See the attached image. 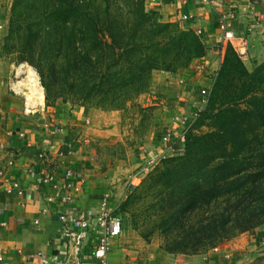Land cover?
<instances>
[{
  "label": "trees",
  "instance_id": "trees-1",
  "mask_svg": "<svg viewBox=\"0 0 264 264\" xmlns=\"http://www.w3.org/2000/svg\"><path fill=\"white\" fill-rule=\"evenodd\" d=\"M20 1L11 9L5 44L15 45L21 33V50L27 55L34 51V36L45 31L47 41L41 45L50 46L55 55L49 63L60 60L57 47L79 46L75 54H65L66 63L79 71L82 97L96 98L103 107H122L149 87L154 71L186 67L207 53L194 30L160 21L145 0H33V11L41 17L27 21ZM34 25L37 32L31 30ZM226 48L209 95L213 130L191 136L183 155L162 172L177 175L176 185H184L190 207L186 213L194 221L192 181L205 185V224L189 230L205 232V237L192 244L194 250L264 224V77L259 82L264 65L250 73L233 46ZM204 137L210 139L201 154ZM242 200L249 202L243 208L229 205Z\"/></svg>",
  "mask_w": 264,
  "mask_h": 264
},
{
  "label": "rangeland",
  "instance_id": "rangeland-1",
  "mask_svg": "<svg viewBox=\"0 0 264 264\" xmlns=\"http://www.w3.org/2000/svg\"><path fill=\"white\" fill-rule=\"evenodd\" d=\"M14 3L15 0H0V7L9 18ZM32 5L33 0L20 1L19 7L25 21L41 17L37 12L34 13ZM6 28L1 40L0 78L3 77V72L7 77L10 75L9 87L20 79L15 77L17 68L26 63L38 74L45 106L52 107L57 102H68L90 108L89 121L92 126L87 135L82 137L83 151L89 155V162L96 166L98 173L109 180L113 191L121 193V199L113 212L121 219L120 236H123L129 248L138 251V254L153 250L182 258L201 255L202 263H205L204 256L207 251H218L221 245L245 233L247 236L259 238V241H254L245 250L230 254L226 264H264V236L258 234L262 225L239 232L221 242L217 241L213 247L194 250L192 244L205 237V232L189 233L192 227L205 224V185L196 183V180L192 181L193 193L190 195L195 198L193 207L197 210V220L194 221L190 213H186L190 207L189 194L184 185L182 182L176 185L177 175L175 177L162 173L174 158L183 155L187 143L192 140L191 136H203L213 130L215 123L208 117L209 95L216 83L224 55L215 67L202 56L186 67L173 71H154L146 90L128 100L122 107L109 108L97 105L96 98L86 100L82 97L84 95L78 86L79 71L76 72L73 66H68L65 60V54H75L79 46L75 48L71 44L69 50H66L55 45L60 52V60L49 63V58H54L55 55L51 54L50 46L45 48L41 45L47 41L45 31L34 36V51L25 55L21 50L23 34L20 33L15 45L10 47L11 41L6 45L4 40L8 34V25ZM36 28L34 25L31 30L37 32ZM228 49L225 48L224 54ZM235 52L250 73L264 65V46H260L253 56L241 55L236 49ZM211 59L217 58L214 55ZM263 77L264 68L259 77L260 83ZM204 87L211 88V91L203 105L198 106L196 102L201 99L200 90ZM18 94L26 100L23 93ZM27 108L31 109L28 106ZM183 120L187 122L188 128L184 127ZM167 134H170V138L165 142L164 137ZM205 139L210 138L204 137V143L198 148L201 154L205 151ZM178 142H181L178 148L182 150L174 154L166 151L168 145L175 146ZM248 203L242 200L238 204L229 205H236V209H240ZM238 229L240 228L237 227L236 230Z\"/></svg>",
  "mask_w": 264,
  "mask_h": 264
},
{
  "label": "crops",
  "instance_id": "crops-1",
  "mask_svg": "<svg viewBox=\"0 0 264 264\" xmlns=\"http://www.w3.org/2000/svg\"><path fill=\"white\" fill-rule=\"evenodd\" d=\"M145 4L148 9L158 12L162 22H178L182 28L195 32L201 29V39L207 47L204 58L214 67L228 45L225 41L221 51L216 48L221 39L219 20L222 15L229 14V29L235 36L233 47L240 46L247 56H253L260 46H264V35L256 30L248 31L255 19L264 28V0H212L209 3L145 0ZM2 9L0 7V58L1 40L9 19ZM183 15L190 18H182ZM214 55L216 60L211 59ZM2 76L0 170L5 173L0 175V244L5 260L1 264H44L38 253L56 258L59 264H97L93 251L102 233L96 218L101 212V202L109 193V208L114 210L121 193L113 191L109 180L98 173L96 166L89 162V155L83 151L82 137L92 126L90 108L68 102H57L49 107L45 106L43 98L39 108L28 109L27 99L23 100L9 87L10 75L7 77L3 72ZM45 122L59 124L62 131L52 136L46 131ZM9 161H13L11 166H7ZM68 168L73 170L75 182L82 184L80 191L64 202L63 194L49 187L43 178L46 174H54L61 179ZM14 183L23 188L22 194L15 190L8 192ZM68 215L74 220L87 219L92 225L79 251H76L71 235L66 236V233L78 232V226ZM260 228L258 234L264 236V226ZM256 240L259 238L243 233L221 245L218 251H207L205 263H202L201 255L182 258L153 250L138 254L119 235L112 242L108 259L110 264H226L230 254L249 248Z\"/></svg>",
  "mask_w": 264,
  "mask_h": 264
},
{
  "label": "built area",
  "instance_id": "built-area-1",
  "mask_svg": "<svg viewBox=\"0 0 264 264\" xmlns=\"http://www.w3.org/2000/svg\"><path fill=\"white\" fill-rule=\"evenodd\" d=\"M203 3L205 2H211L212 0H201ZM182 18H190L187 15H183ZM229 14L222 15L219 20V29L221 31V39L217 42L216 48L218 51H221L223 49V44L225 41L228 42V44H231L233 46V40L235 39V36L233 32L229 29ZM259 31L261 35H264V28L261 27V23L258 19H255L251 22V24L248 26V31L253 32V31ZM197 35L200 37L202 36V30L197 29L196 30ZM234 49L241 54L244 55L246 54L245 50H243L240 46H234ZM15 77L20 76L17 74ZM18 79L15 81L17 82ZM12 83L11 89L16 92V93H23L25 95V86L22 87V91H17L15 89V86H13ZM211 88L204 87L201 88L200 90V96L201 99H199L196 104L198 106H202L203 103L206 101V97L209 95ZM26 97V96H25ZM194 112V110H193ZM195 116V112L193 113ZM184 124L185 128H188L187 122L185 120L182 121ZM44 127L46 128V131L51 134L52 136L57 135L60 131H62V128L59 124L57 123H44ZM170 138V134H167L164 137L165 142L168 141ZM182 148H178V146H172L171 144L167 146L166 151L171 152L172 154L178 153ZM13 164V161H9L7 166H11ZM5 170H0V175H3ZM74 172L72 169L68 168L64 171L62 174L61 179H57L54 174H46L43 178V181L49 185V187L58 189V192L62 193L63 200L64 202H68L72 199L73 194L75 192H79L81 189V181L75 182L74 179ZM14 190L17 192V194H22L23 193V188L18 184L14 183L13 187L8 190L9 193L14 192ZM110 194L106 193L104 195V198L101 202V212L99 215L96 217L97 222L100 224L102 228V233L98 237V242L96 243L95 249L93 251V256L97 260V264H110L109 259H108V254L111 251L112 248V242L115 238H117L121 232H122V223L121 219L114 214L113 210L109 208L108 204V199H109ZM63 218H71L72 221H75L76 225L78 226V232L75 233H66V236L71 235L72 240L75 241V249L76 251H79L80 248L83 245L84 240L88 237V231L92 230L91 229V223L87 219H81L77 218L74 220L71 216H62ZM264 243V239H263ZM39 256H41V260L44 264H59L58 260L56 258H49V257H44L42 256V253H38ZM5 260L4 257V250L3 247L0 244V264Z\"/></svg>",
  "mask_w": 264,
  "mask_h": 264
},
{
  "label": "bare ground",
  "instance_id": "bare-ground-1",
  "mask_svg": "<svg viewBox=\"0 0 264 264\" xmlns=\"http://www.w3.org/2000/svg\"><path fill=\"white\" fill-rule=\"evenodd\" d=\"M17 74L20 79L13 86H15L17 91H22L21 86H25L26 104L29 108L35 110L38 105L43 103L44 97L43 87L39 83L38 74L32 66L26 63L21 64L17 68Z\"/></svg>",
  "mask_w": 264,
  "mask_h": 264
}]
</instances>
